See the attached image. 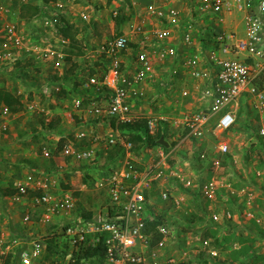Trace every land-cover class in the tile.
<instances>
[{"label":"built area","instance_id":"1","mask_svg":"<svg viewBox=\"0 0 264 264\" xmlns=\"http://www.w3.org/2000/svg\"><path fill=\"white\" fill-rule=\"evenodd\" d=\"M57 5L63 6L61 2ZM10 11V7L0 0V66L13 69L25 53L54 59L53 49L43 48L41 52V47L25 44L24 32L16 22L10 21ZM145 13V19L135 23L132 32L120 33L104 43L103 52L110 60V65L102 82L97 75H92L84 84L88 88L95 86L97 90L101 84L106 85L113 93L89 104H83L79 98L72 100L76 111H87L110 126L114 119L118 126L146 117L149 133L156 134L163 129L170 144L168 152L162 145L159 146L162 148L160 150L156 146L143 147L144 151L156 149L158 153V162L143 170L131 166L133 158L127 157L120 174L114 173L106 181L100 179L102 183L99 185L109 188L110 192L109 203L104 211L92 217L81 216L77 220L65 222L61 229L73 244L82 241L86 244L87 235H90L91 243L102 240L110 264L180 263L175 252H164L170 247L167 243V227L164 224L157 226L156 231L162 238L153 245V232L146 222L151 217V214L146 213L149 203H152L147 198V192L154 185H165L172 175L182 181L185 179L182 171L170 170L167 161L168 156L179 146V139L174 137L175 131H181L182 127L184 136L192 138L193 151L198 152L196 160H205L206 166L216 169L221 167V158L207 152L202 145L203 138L211 132L219 137L234 127L239 119L242 102L256 110L259 118L254 116L252 125L259 135L264 136V0H150ZM50 21L56 23L58 28L60 26V29L65 25L60 16H54ZM148 21L154 25L151 29L143 27ZM46 22L49 23L48 20ZM140 34L143 35L138 36ZM137 36L139 38L135 40ZM63 41L70 43L68 37ZM125 56H128V60ZM59 57L58 53L55 67L59 64ZM158 77L161 78L159 83L164 84V91L179 82H188L190 90L183 85L181 95L186 98L197 95V108L179 118L174 126H171L166 115L133 114L136 105L154 102L155 98L149 96L151 87L148 84ZM11 115L9 108L3 105L0 112L1 129H6L5 117ZM45 121H51L48 114ZM69 140L61 150L54 145L52 150L43 147L45 155L52 152L55 158L69 161L59 163L54 170L30 172L22 180L14 182L16 192L12 197L16 201L32 197V204L40 208L37 220L40 223L61 225L57 219L67 217L76 207L75 189L60 186L69 185L59 177L63 171L73 173L76 164L83 159L85 164L94 162L99 157V146L105 145V151L117 146H124L129 152L134 150V142L119 131L96 135L81 130ZM82 141H88L92 146L82 148ZM217 149L222 155H228L230 150L228 142L223 139L219 140ZM204 179L196 184L188 177L183 185L190 189L199 187L204 198L214 200L220 191L218 181L215 176ZM90 185L84 181L81 188L88 190ZM238 191L231 194L237 195ZM163 197H168L166 191ZM247 202L250 203L249 200ZM245 210L247 217H253L249 208ZM211 216L213 221L223 222L222 218L228 221L235 215L226 207L223 211L213 210ZM24 218L27 222H33L29 211ZM6 237L4 234L0 236L1 245ZM25 240L23 236L13 239L6 248L13 243L14 246H21L20 263L38 264L46 243L37 237Z\"/></svg>","mask_w":264,"mask_h":264},{"label":"rangeland","instance_id":"2","mask_svg":"<svg viewBox=\"0 0 264 264\" xmlns=\"http://www.w3.org/2000/svg\"><path fill=\"white\" fill-rule=\"evenodd\" d=\"M1 1L11 9L10 21L16 22L18 28L24 32L25 44L39 46L41 52L44 51L43 48H51L55 51V55L54 59H46L45 56L38 58L25 53L24 60L22 59V62L16 65L18 68L14 66L13 69H3L0 66V86L15 92L24 104L19 114L5 117L6 129L0 127V195H2L0 196V236L2 234L7 236L4 244H0V255L3 258L10 252L17 255V246H14V243L6 248L10 241L13 242V239L18 238L15 235L17 231H21V236L27 240L33 237L43 240L44 236L55 235L61 252H56L50 258H46L45 249L37 263L71 264V253L75 247L71 238L61 230L65 222L77 220L83 216V213L89 211H93V215H99L101 211H104L110 198L109 188L102 187L100 183H94L89 186L88 190H85L81 188L82 184L80 185L79 179H84L86 176L88 170L84 169L87 166H91L99 175L95 182H100L101 178L106 181L108 177L117 172L120 174L127 158L126 152L112 158L110 150L105 151L103 149L105 145H103L102 150L97 151L98 159L91 165H85L83 162L85 159H83L76 164L73 173L67 174L63 171V174L59 175L63 182H67L68 186L75 189L77 201L70 215L57 219L61 225H57L56 228H51V224L37 221L40 208L32 204L29 198L26 197L28 204H22L25 207L23 208L19 206L20 202L14 200L12 194L8 195L10 194L8 190L14 187L16 180H22L30 172L54 170L59 163L67 162V159L59 158L57 163L52 152L50 155H45L44 146L52 150V143H56L59 148L62 140H64V146L70 142L69 139L75 137V133L81 130L104 135L98 131L97 127H92V131L87 130L91 127L86 124L94 125L93 121L88 119L81 123L80 118H76L79 115L72 105L73 98H79L83 104H88L96 100L95 97H89L90 95L86 93L71 92L67 95L59 93L62 87L52 83L55 81L52 79L56 74L60 76L62 72L70 69L73 62H75L73 64L77 76L87 78V72L91 68L99 70L100 76L102 70L110 65V60L103 52L104 43L120 33L132 32L135 23H140L145 19V7L150 0H104L102 4L96 0ZM59 2L63 4L62 7L57 5ZM30 3L39 5L40 10L35 17L26 20L22 13L30 9H24L23 4ZM83 13L87 16L86 18ZM54 16H60L65 23L64 26L72 24L73 31L77 30L78 46L81 49L78 46L74 47L75 54L70 53L72 48L68 41L66 43L63 41L66 36L63 35L60 26L58 28L56 23L50 21ZM118 18H122L123 21H119ZM240 19L241 17L238 21ZM46 20L49 21L48 24ZM143 27L151 29L154 25L148 21ZM138 36L135 40L139 38ZM79 50L83 51L82 55H78ZM58 53L60 54L59 64L55 67L54 62L57 60ZM67 56L73 61L66 59ZM125 58L128 60V56ZM77 76L74 78H78ZM160 80L161 78L158 77L148 84L151 87L149 96L155 98L154 102L136 105L133 114L139 116L166 115L170 119L171 126H174L179 118L197 108L199 103L197 95L194 94L191 98L181 95L183 85L185 89L190 90L189 83L185 82L187 79L184 81L185 84L179 82L178 85L175 84L172 88L165 89L166 91H164V84L159 83ZM68 87L70 89L72 85ZM1 110L2 106H0V112ZM47 114L51 120H57L55 122L58 124L54 130H47L41 123ZM239 114L241 117L239 116L235 126L228 132L220 134L219 137H217L218 134L211 132L203 138V147L210 155L221 158V167L216 169L217 167L205 165L203 169L196 166L198 161L196 160L197 154L193 151L192 138L185 137L183 134L185 130L183 131L181 127V131L174 132V137L179 139L178 149L168 156L167 161L170 163V170L182 171L185 179L182 181L179 177L172 175L165 185H154L147 192V198L152 203H149L146 214L155 215L161 224L167 227L169 230L167 243L170 247L164 252L165 254L175 252L180 262L190 261L197 264L207 260L209 264H264V144L262 145L252 136V126L248 123V119L253 118L256 110L242 102ZM221 139L229 144L228 155H222L217 149V144ZM253 144L256 145L254 148L258 147L255 151ZM82 145H89V142L85 141ZM148 153L150 157L148 163L143 159L139 161V158V160L133 159L130 165L143 170L144 167L157 163L156 149ZM204 163L206 164L205 160H201V164ZM90 176L89 184L95 179L93 175ZM211 176H215L219 184L218 190H220L214 200H206L199 187L190 189L183 185L188 177L197 184L202 179L205 180L204 178ZM68 178L75 180L76 184H71ZM60 186L65 187L66 185ZM240 189L245 191H241L240 196L237 194L236 200L230 197L233 191L236 190L237 193ZM165 191L168 193L167 198L163 197ZM246 191H249V198L245 194ZM248 200L250 203L247 202ZM226 207L235 213V219L225 221L222 218L223 222L219 224L209 220L213 210L223 211ZM245 208L253 212L252 218H244ZM17 210L23 213L21 217L23 225L22 228L14 229V220L8 219L15 216ZM27 211L30 212L33 222H24L23 218ZM224 223L225 225H222ZM26 227L30 229L25 231ZM206 227L212 229L215 237L207 236ZM11 234L15 237L13 238ZM216 239L219 244L216 243ZM205 240L208 243H205ZM66 244H68L69 253L63 251L67 250ZM213 249H215V254L210 252ZM17 264H21L19 260Z\"/></svg>","mask_w":264,"mask_h":264},{"label":"trees","instance_id":"3","mask_svg":"<svg viewBox=\"0 0 264 264\" xmlns=\"http://www.w3.org/2000/svg\"><path fill=\"white\" fill-rule=\"evenodd\" d=\"M48 1V0H46ZM23 8H29L30 11L22 13V15L24 17H26V20H30L33 17H35L40 10V6L37 4H23ZM23 9V10H24ZM120 19L119 21H123L122 18H118ZM121 23V22H120ZM74 27L72 24H67L66 26H62L61 31L63 33L64 36L68 37L70 39V43L69 46H71V50L70 53L75 54V52H73L74 47L78 46L79 44V40L77 38V33L75 30V32L73 31ZM79 49L80 46H78ZM83 51L79 50L78 51V55H82ZM71 57V56H70ZM22 59L24 60V57H22L20 60L17 61V64L22 62ZM66 59L71 60V58H69L68 56L66 57ZM75 63V62H73ZM72 63V67L69 70H66V72H64L63 74H61L60 76L58 74H56V76L54 77V79L52 80H60L61 84L60 86L61 88V92L59 93H75V94H81V93H86L89 94V97H95V99L99 100L102 97H109L110 94L113 93V90L110 89L108 86L106 85H100L99 89L97 90V88L95 86H92L90 88L88 87H83V83L85 82V78H82L80 76H77V72H75V68H74V64ZM16 64V65H17ZM77 66V65H75ZM16 68H18L16 66ZM106 68H104L105 70ZM103 71V70H102ZM88 73V74H87ZM85 75L86 76H92L94 74H99L100 71L96 70V68H91L90 71H88ZM106 74L105 72H102V74L100 75V77H98V79L102 82L103 80V76ZM75 76H77L78 78H74ZM84 77V76H83ZM74 78V79H73ZM80 79H82V81H79ZM68 85H72V88L69 89ZM45 93V92H44ZM3 104L5 106H7L9 108V110L12 113H17L20 110L23 109V102L22 99L19 95L15 94V92L5 88L4 86H0V105ZM240 116V114H239ZM255 117L259 118L258 115H254ZM253 116V118H254ZM241 117V116H240ZM252 119V118H251ZM251 119H248V123L250 126H252V136L255 137V139L261 143L262 145L264 144V136L259 135L256 130H254V126L252 125V121ZM57 120H51L50 122H46L44 120V118L41 120V123L43 124L44 128H46L47 130H54V128L56 127V122ZM113 127H115L116 125V120L114 119L112 121L111 124ZM118 129L121 130V132H123L124 135L127 136L128 140H131L134 142V150H140L145 146H150V147H155V146H161V144L159 143V138L162 135H165V131H162L163 129H160V131L156 134H150L149 130H148V126H147V118L146 117H142L138 120H134L132 122H124V123H120L117 126ZM166 138V135L165 137ZM64 144V140H62L60 142L59 145V150L62 149ZM253 144V149L254 151L258 149L254 148ZM121 150V152H120ZM103 152V151H102ZM111 152V156L112 158H115V156L124 154V148H119V149H112L110 150ZM114 152V153H113ZM195 154H197L198 152H194ZM198 157V156H197ZM199 159V158H198ZM199 168H202V164L198 163ZM89 177L91 178L90 174H86V176L84 177V181L89 182L88 179ZM68 186V185H66ZM1 187V186H0ZM16 192V188L12 187L10 188V190H8V195H13ZM1 194V192H0ZM31 195H33V193H31ZM2 196V195H0ZM94 214V212L89 211L86 213H83V217H92ZM147 225L149 227V229L153 232V241L152 244H156L161 238L162 235L160 233H158V231H156V228L159 224H161V221L157 219V217L155 215L151 217H148L146 219ZM219 224V223H217ZM58 224L56 223H52L51 224V228H56ZM225 225V224H224ZM207 233V236H212L215 237V235L212 233V229L210 227H206L205 230ZM17 235L16 237H21V233L20 234H15ZM12 236V234H11ZM13 238L15 236H12ZM44 242L46 243V258H50L52 254L54 253H60L61 250L59 249V244L56 240V236L55 235H47L44 236ZM87 241L86 244L82 241L81 243H77V244H73L75 249L74 251L71 253V258H70V263L71 264H85L86 262H88V264H110L106 258V246L104 244V242L102 240L96 241L95 243H91L90 242V235H87V239L85 240ZM69 243V242H68ZM216 243L219 244L218 239H216ZM21 246H17V255H15L13 252H10L6 257L3 258L2 255H0V264H17L18 260L20 262V252H21ZM66 248L67 250H63L65 253H69V247L68 244H66ZM179 264H193L190 261H185V262H180ZM197 264H209V262L207 260H204L201 263H197Z\"/></svg>","mask_w":264,"mask_h":264},{"label":"crops","instance_id":"4","mask_svg":"<svg viewBox=\"0 0 264 264\" xmlns=\"http://www.w3.org/2000/svg\"><path fill=\"white\" fill-rule=\"evenodd\" d=\"M96 1H98L99 3H103V1L104 0H96ZM83 15H85L84 13H83ZM69 70V69H68ZM61 75V74H60ZM74 79V78H73ZM79 81H82V80H79ZM52 83H56V84H61V81L60 80H55V81H53ZM0 106H3V104H1ZM78 112V115L79 116H76V118L77 117H80L81 119H82V121H81V123H83V121H85L84 120V118L86 119V120H88L89 119V121H93V123H94V125H89V124H86V126H88V127H91L90 129H87V130H93V128L92 127H97L98 128V131H100L101 132V134H104V135H109L110 133H112V132H114V133H118V131L119 132H121L120 131V129H118L117 128V123H116V125H115V127H113V126H110L108 123H106V122H104V121H101V120H99V119H97V118H94L95 116H93V114H89L87 111H82V110H80V111H76V113ZM16 114H19V112H17V113H12V115L13 116H15ZM84 117V118H83ZM13 120V119H12ZM96 128V129H97ZM89 133H91V132H89ZM76 134V133H75ZM63 135H66V134H63ZM97 135V134H96ZM81 143H83V144H85V141H82ZM80 143V145H81V147L82 148H86V146L88 147V146H92L91 145V143H89V145H86V146H83L82 144ZM54 146H57L58 144H56V143H52ZM76 144H79V142H77ZM93 145H94V143H93ZM54 146H53V148H54ZM100 148H101V146H99ZM119 148H124V151L126 152L125 153V156H127V157H131V158H133V159H136V160H139V158H140V160L139 161H141L142 159H143V161H145L146 163H148V161H149V159H150V157H149V153H148V151L147 150H150V149H145L146 151H144V150H142V149H140V150H131V152H129V151H127L126 150V148L124 147V146H117L116 147V149H119ZM156 149H162V148H157V146L155 147ZM102 149V148H101ZM120 152H121V150H120ZM114 153V152H113ZM123 153V152H122ZM55 156V155H54ZM55 158V157H54ZM55 159H57V163H58V159H59V157L58 158H55ZM70 159H67V161H69ZM85 164V163H84ZM34 165V164H33ZM85 165H87V164H85ZM91 165V164H90ZM84 169V168H83ZM84 170H88V174H90V175H93L94 176V180L93 181H91L90 183H91V185L92 184H94V183H102V182H95L96 180H97V178L99 177V175L98 174H96V172H95V170H93V168L91 167V166H87ZM69 177V176H68ZM78 177V176H77ZM80 177V176H79ZM69 179V181H71V184L73 183H75L76 184V182H75V180H71V178H68ZM80 180V185L84 182V179H82V178H80L79 179ZM79 180H77V181H79ZM103 187V186H102ZM31 201H32V197H30L29 198ZM24 201V202H23ZM18 202H20L19 203V206H21V207H23V208H25L22 204H28V200L27 199H22V200H20V201H18ZM22 202V203H21ZM5 214V213H4ZM22 215H23V213L20 211H18L17 210V213L15 214V216H11V218H9L8 220H11V219H13L14 220V226H15V228L14 229H17V228H20L22 225H23V222H22V220H21V217H22ZM24 219V222H26L27 223V221H25V218H23ZM29 227V226H28ZM28 227H26L25 228V231H27L28 229H30V228H28ZM22 228V227H21ZM17 233L18 234H20L21 233V231L19 232V231H17Z\"/></svg>","mask_w":264,"mask_h":264},{"label":"clouds","instance_id":"5","mask_svg":"<svg viewBox=\"0 0 264 264\" xmlns=\"http://www.w3.org/2000/svg\"><path fill=\"white\" fill-rule=\"evenodd\" d=\"M108 68V67H107ZM105 69V70H103L102 72H107V70L108 69ZM63 74V73H62ZM94 75H97L98 77H100L99 76V74H94ZM90 76H87V78L85 79V82L88 80V78H89ZM85 82L83 83V87H84V84H85ZM90 88V87H89ZM90 102H92V101H90ZM89 102V103H90ZM83 103V102H82ZM88 103V104H89ZM164 137V136H163ZM166 139V138H165ZM167 141H168V139H166ZM168 143H169V141H168ZM161 144V143H160ZM162 145V147L168 152L169 151V149H168V147H166V146H164L163 144H161ZM170 145V144H169ZM57 148H58V145H57ZM58 150H59V148H58ZM61 150V149H60ZM199 160L201 161V159L199 158ZM197 161H198V159H197ZM200 161H198V163H201ZM206 164L204 163L203 164V166H202V168L203 169H205L204 168V166H205ZM196 166H198V165H196ZM207 167H209V166H207ZM208 178H210V177H208ZM253 183H256V182H253ZM239 191H241V189L239 190ZM245 194H247L248 195V197H249V193H247V192H245ZM241 195V193H238V195L237 196H240ZM236 193L235 194H230V197H232V198H235V200H236ZM206 200H207V198H205ZM226 205V204H225ZM227 206V205H226ZM233 212V211H232ZM234 213V212H233ZM211 215V214H210ZM234 215H235V213H234ZM244 218H246V219H250V218H252V217H247L246 216V214L244 215ZM233 219H235V216L233 217ZM209 220L211 221V222H214L215 224H217V223H222V222H217V221H213L212 220V216H210V218H209ZM232 220V219H231ZM230 221V220H229ZM48 224H52V223H48ZM225 224V223H224ZM224 224H222V225H224ZM45 243V242H44ZM205 243H208V241L207 240H205ZM213 251H215V249H213V250H210V252H212L213 253ZM215 254V253H214Z\"/></svg>","mask_w":264,"mask_h":264},{"label":"water","instance_id":"6","mask_svg":"<svg viewBox=\"0 0 264 264\" xmlns=\"http://www.w3.org/2000/svg\"><path fill=\"white\" fill-rule=\"evenodd\" d=\"M159 143L163 144V145L166 146V147L169 146L168 141H167L163 136H161V137L159 138Z\"/></svg>","mask_w":264,"mask_h":264}]
</instances>
